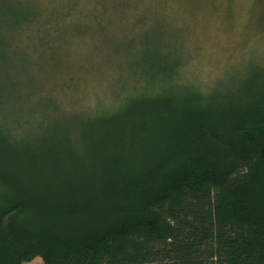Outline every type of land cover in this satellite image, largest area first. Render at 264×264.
Returning <instances> with one entry per match:
<instances>
[{
  "label": "trees",
  "instance_id": "trees-1",
  "mask_svg": "<svg viewBox=\"0 0 264 264\" xmlns=\"http://www.w3.org/2000/svg\"><path fill=\"white\" fill-rule=\"evenodd\" d=\"M9 12L18 41L31 20ZM6 95L0 264H264V67L114 108L47 97L44 123L12 120Z\"/></svg>",
  "mask_w": 264,
  "mask_h": 264
},
{
  "label": "rangeland",
  "instance_id": "rangeland-1",
  "mask_svg": "<svg viewBox=\"0 0 264 264\" xmlns=\"http://www.w3.org/2000/svg\"><path fill=\"white\" fill-rule=\"evenodd\" d=\"M18 5L28 32L16 41V28H0L12 120L44 123L47 97L66 108H114L178 85L214 90L264 67V0H0V19H14Z\"/></svg>",
  "mask_w": 264,
  "mask_h": 264
}]
</instances>
